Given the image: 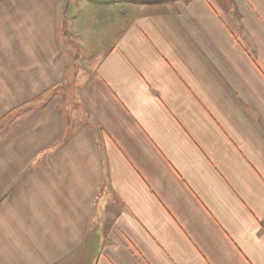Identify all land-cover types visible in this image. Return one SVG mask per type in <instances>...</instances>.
I'll return each mask as SVG.
<instances>
[{
    "label": "crops",
    "instance_id": "1",
    "mask_svg": "<svg viewBox=\"0 0 264 264\" xmlns=\"http://www.w3.org/2000/svg\"><path fill=\"white\" fill-rule=\"evenodd\" d=\"M100 2L0 0V264H264V0Z\"/></svg>",
    "mask_w": 264,
    "mask_h": 264
},
{
    "label": "rangeland",
    "instance_id": "2",
    "mask_svg": "<svg viewBox=\"0 0 264 264\" xmlns=\"http://www.w3.org/2000/svg\"><path fill=\"white\" fill-rule=\"evenodd\" d=\"M72 0H58V6L63 5L64 7H68V15L73 16L77 19V21L74 23V27H79V28H89L92 27V29L98 31V35L96 36L97 39H100L102 36L100 34V30L98 29V26H96V20L95 19H85V17H90V15L87 12V9L84 8V0H75V2H71ZM74 1V0H73ZM99 1H105V2H100L105 5L109 6H115V8L122 10L123 12L126 11V5L128 4H135L138 3L139 1H152V0H99ZM158 1V0H154ZM61 2V5H60ZM116 10V9H115ZM73 13V14H72ZM84 20V21H83ZM95 20V23H94ZM68 24V27L70 29H73V22L71 19L67 20L66 22ZM107 25V23H106ZM112 26L106 27V28H111ZM107 34V31H106ZM63 38V36L61 37ZM108 38H105V42L107 43ZM72 46L74 49H79V42L76 38L73 39ZM95 46V43H94Z\"/></svg>",
    "mask_w": 264,
    "mask_h": 264
}]
</instances>
